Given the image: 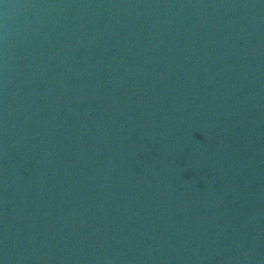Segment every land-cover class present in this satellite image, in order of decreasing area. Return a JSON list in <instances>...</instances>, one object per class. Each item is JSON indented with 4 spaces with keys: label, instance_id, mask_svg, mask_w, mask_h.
<instances>
[{
    "label": "water",
    "instance_id": "water-1",
    "mask_svg": "<svg viewBox=\"0 0 264 264\" xmlns=\"http://www.w3.org/2000/svg\"><path fill=\"white\" fill-rule=\"evenodd\" d=\"M0 264H264V0H0Z\"/></svg>",
    "mask_w": 264,
    "mask_h": 264
}]
</instances>
